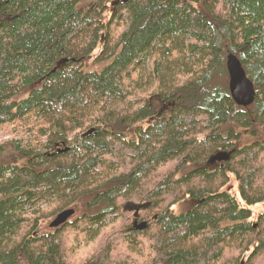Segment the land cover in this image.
Here are the masks:
<instances>
[{"label":"trees","instance_id":"trees-1","mask_svg":"<svg viewBox=\"0 0 264 264\" xmlns=\"http://www.w3.org/2000/svg\"><path fill=\"white\" fill-rule=\"evenodd\" d=\"M31 116L42 142L0 153V264H264V0H0V126Z\"/></svg>","mask_w":264,"mask_h":264},{"label":"rangeland","instance_id":"rangeland-1","mask_svg":"<svg viewBox=\"0 0 264 264\" xmlns=\"http://www.w3.org/2000/svg\"><path fill=\"white\" fill-rule=\"evenodd\" d=\"M38 124L39 123L36 122L35 116H31V117L25 118L22 121H16L15 123H9V124L0 126V150L3 149L2 151H0V153L3 152L5 157L13 156V155L15 156L16 145L8 144V142L10 141L17 140V141L22 142L25 145L31 144L33 147H36L38 144H40L42 142V138L38 137L37 128L35 129V127H37ZM14 161H15V158H10L8 160V162H14ZM235 185L236 183H235L234 177L231 176L229 184L224 189L230 192L231 194L234 193L233 195H235L239 199V201H241L240 195ZM182 203H178L173 207V211L176 214H179L181 212H184V211H187L188 209L193 208L196 202L195 201L189 202V203L185 202L183 205ZM38 205L41 207H45L47 203L45 201H39ZM263 210H264V204H258L253 207L254 215H257L259 212ZM55 216H52L48 219L43 220V222L40 224L38 228L39 234H48L51 231H53L54 228L50 227V223L55 218ZM80 216H81V210H80V207H78L75 210L74 215L69 218V222L74 221Z\"/></svg>","mask_w":264,"mask_h":264},{"label":"water","instance_id":"water-1","mask_svg":"<svg viewBox=\"0 0 264 264\" xmlns=\"http://www.w3.org/2000/svg\"><path fill=\"white\" fill-rule=\"evenodd\" d=\"M227 68L230 74L229 89L232 98L235 102L241 106H249L255 99V87L253 82L248 78L241 62L231 52L227 55ZM229 160V154L226 152H219L215 154L211 159L210 163L214 162H226ZM147 207V203L135 205L128 203L124 209L130 211L135 210V216H138V211ZM75 213L74 209H67L60 212L51 222L52 228H57L62 224L69 221V218Z\"/></svg>","mask_w":264,"mask_h":264},{"label":"bare ground","instance_id":"bare-ground-1","mask_svg":"<svg viewBox=\"0 0 264 264\" xmlns=\"http://www.w3.org/2000/svg\"><path fill=\"white\" fill-rule=\"evenodd\" d=\"M235 179H236V178H235ZM233 182H234V181H233ZM235 186H236V185H235ZM236 187H237V186H236ZM231 189H232V188H231ZM233 189H234V188H233ZM233 194H234V193H233ZM226 223H227V222H226ZM226 223H225V224H226ZM227 225H228V224H227ZM153 263H155V262H153ZM160 263H161V262H160Z\"/></svg>","mask_w":264,"mask_h":264}]
</instances>
